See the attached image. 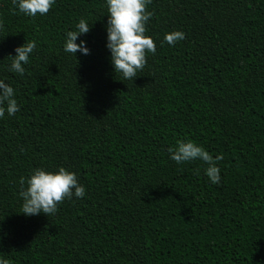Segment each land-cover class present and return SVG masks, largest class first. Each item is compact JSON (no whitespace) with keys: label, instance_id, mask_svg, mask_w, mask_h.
<instances>
[{"label":"trees","instance_id":"1","mask_svg":"<svg viewBox=\"0 0 264 264\" xmlns=\"http://www.w3.org/2000/svg\"><path fill=\"white\" fill-rule=\"evenodd\" d=\"M156 45L132 80L115 73L106 0H55L29 17L0 0V258L12 264H264V0H151ZM89 54L64 51L80 19ZM185 38L169 45L165 34ZM35 41L23 75L15 49ZM220 168L177 164V141ZM75 173L85 188L46 216L22 214L20 179ZM198 170V172H197Z\"/></svg>","mask_w":264,"mask_h":264},{"label":"clouds","instance_id":"2","mask_svg":"<svg viewBox=\"0 0 264 264\" xmlns=\"http://www.w3.org/2000/svg\"><path fill=\"white\" fill-rule=\"evenodd\" d=\"M18 10L29 16L36 17L48 13L55 0H12ZM108 8L107 21V44L106 47L111 53V62L115 73H121L124 79L132 80L137 77L139 71H143L146 66V54L156 52V45L151 37L145 35L146 24L150 20L152 13L146 11V6L151 0H106ZM91 25L85 19H80L76 24V31H69L64 46V51L71 53L80 52L89 54L83 40L76 43L81 34H87ZM3 21H0V30H3ZM185 38L182 31H174L165 34L164 40L171 46ZM36 48L35 41L25 42L15 49L16 55L13 57L9 71L23 75L25 68L23 65L29 62V57ZM14 89L0 81V118L7 113L14 116L19 111ZM170 158L179 164H185L193 160L203 161L207 167L204 169L205 175L212 184L221 182L220 168L217 161L222 156H217L215 160L202 147L195 142L177 141L175 146L168 149ZM198 172V170H197ZM21 191L19 195L23 199L22 214L25 216H35L41 213L46 216L57 212V206L66 198L73 195L83 198L85 188L79 184L75 173L69 172L63 167L55 173L37 169L27 179V188H24L25 179H20ZM0 264H12L8 259L0 258Z\"/></svg>","mask_w":264,"mask_h":264}]
</instances>
